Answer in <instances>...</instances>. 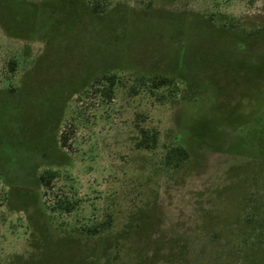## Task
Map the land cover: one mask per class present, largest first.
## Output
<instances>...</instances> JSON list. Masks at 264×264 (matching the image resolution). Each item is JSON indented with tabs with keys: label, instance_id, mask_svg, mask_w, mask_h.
Instances as JSON below:
<instances>
[{
	"label": "rangeland",
	"instance_id": "1",
	"mask_svg": "<svg viewBox=\"0 0 264 264\" xmlns=\"http://www.w3.org/2000/svg\"><path fill=\"white\" fill-rule=\"evenodd\" d=\"M0 264H264V0H0Z\"/></svg>",
	"mask_w": 264,
	"mask_h": 264
},
{
	"label": "trees",
	"instance_id": "2",
	"mask_svg": "<svg viewBox=\"0 0 264 264\" xmlns=\"http://www.w3.org/2000/svg\"><path fill=\"white\" fill-rule=\"evenodd\" d=\"M104 79H106L110 85H114L115 82V76H105ZM171 79L168 77H154L150 80L151 85L153 88H161L164 86H167L171 83ZM157 132H149L147 130L142 129L141 130V139L139 141V145L145 149H151L154 148L157 144ZM190 157V152L181 146L172 147L169 149L167 154V160L168 162L174 163L175 166L181 165L184 161H186ZM54 172H46L40 177L41 184L44 187H49V183L51 179L54 177ZM73 204L69 201H65L62 209L66 212H70L72 209ZM89 234H97L99 232L98 226L88 228L86 230Z\"/></svg>",
	"mask_w": 264,
	"mask_h": 264
}]
</instances>
